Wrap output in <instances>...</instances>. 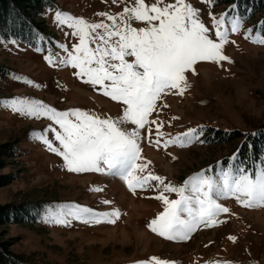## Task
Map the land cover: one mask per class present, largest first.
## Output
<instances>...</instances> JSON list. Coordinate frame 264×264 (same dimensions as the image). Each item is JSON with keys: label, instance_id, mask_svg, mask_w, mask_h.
Here are the masks:
<instances>
[{"label": "rangeland", "instance_id": "obj_1", "mask_svg": "<svg viewBox=\"0 0 264 264\" xmlns=\"http://www.w3.org/2000/svg\"><path fill=\"white\" fill-rule=\"evenodd\" d=\"M174 2L164 0L165 4ZM186 2L199 9L200 19L212 29L213 39L212 16H239L242 26L236 33L229 32V42L223 47L229 60L198 62L194 71L185 73L187 88L183 95L177 90L162 94L149 116L150 121L162 123L161 141L191 128L198 130V138L186 146L170 144L165 149L162 144L157 147L149 142L147 129H152L151 139L155 140L156 124L141 130L140 162H151L141 175L151 172L176 187L201 171L217 177L221 169L235 167L231 158L244 135L231 134L246 133L264 124V44L245 38L248 29L252 36L264 35L260 29L262 16L245 11L243 0ZM131 5L132 0H52L43 16L46 36L37 44L18 39L0 42V66L6 70L0 74V147L14 142L16 148L14 156H4L6 166L0 167V175H16L9 184L0 186V205L43 202L35 222L1 225L0 242L12 243L9 249L21 255L25 264H137L151 257L175 264H264V207L246 208L235 198L216 197L230 210L216 217L217 223L211 227L201 224L187 240L165 239L148 227L164 209L155 198L162 191L158 182L152 181L151 187L133 193L119 177L68 171L62 158L34 136L49 125L58 126L46 117L23 116L8 106L12 100L27 98L58 111L80 109L113 119L122 115L121 103L77 77L74 73L78 69L60 63L79 38L72 35V28L59 24L55 14L59 11L89 23H111L98 14L114 15ZM226 25L230 28L227 21ZM132 26L139 29L147 25L134 21ZM49 56L54 61L51 64L46 59ZM126 59L131 62L134 57ZM122 127L131 131L134 126ZM48 137L58 146L52 133ZM96 187L102 191L91 190ZM165 195L170 200L178 199L176 193ZM105 200L111 203H103ZM65 205H79L98 213L119 209L120 216L115 223H84L71 217L68 225L46 222L50 214Z\"/></svg>", "mask_w": 264, "mask_h": 264}, {"label": "snow or ice", "instance_id": "obj_2", "mask_svg": "<svg viewBox=\"0 0 264 264\" xmlns=\"http://www.w3.org/2000/svg\"><path fill=\"white\" fill-rule=\"evenodd\" d=\"M204 2L211 4L214 0ZM235 7L232 6L233 10ZM98 15L111 23H89L83 18L56 12V21L72 28V35L79 38V43L73 45V50L60 63L78 69L74 73L77 77L98 86L104 96L121 103L122 115L116 119L102 118L80 109L58 111L27 98L12 100L8 106L14 112L38 119L46 117L58 126L57 129L49 125L43 132L34 133L35 138L50 152L60 156L63 166L70 172L116 176L133 193L137 189L151 187L152 181L158 182L157 187L162 186V191L155 198L164 204V209L148 227L168 240H187L201 224L211 227L217 223L216 217L230 210L218 203L216 197L235 198L246 208L264 207V161L254 170L229 165L221 169L217 177L201 171L185 180L180 187L165 183L163 177L151 172L141 175L151 163L140 162L143 160L141 130L147 125L156 124L155 140L151 139L152 129L147 131L149 142L157 147L161 144L165 149L170 144L183 147L198 138V130L191 128L161 141L164 135L160 131L162 123L150 121L149 116L155 111L162 94L177 90L183 95L187 88L185 73L194 71L198 62L229 60L223 54V47L229 42V32L240 30L242 18L228 13H222L219 18L212 16L213 39L212 29L200 19L199 9L186 0L168 4L164 0H156L152 4L145 0H132V5L124 7L120 13ZM134 21L145 22L147 26L137 29L132 26ZM251 33L252 30L248 29L245 38L264 44V35L252 36ZM61 47L67 51L64 45ZM126 57L134 59L130 62ZM46 59L50 64L54 62L51 56ZM124 125L134 127L129 131L122 127ZM48 133L54 135L58 146L49 139ZM231 159L235 161L237 154ZM91 190L102 191L99 187ZM165 193H176L178 199L170 200ZM103 203L111 202L105 200ZM119 216V209L98 213L79 205H65L60 211L50 214L46 222L68 225L71 217L84 223H100L102 220L115 223ZM137 264L175 262L151 257Z\"/></svg>", "mask_w": 264, "mask_h": 264}, {"label": "trees", "instance_id": "obj_3", "mask_svg": "<svg viewBox=\"0 0 264 264\" xmlns=\"http://www.w3.org/2000/svg\"><path fill=\"white\" fill-rule=\"evenodd\" d=\"M52 0H0V42L18 39L29 45H35L46 36L45 21L43 19L47 5ZM246 10L262 16L260 29L264 34V0H243ZM250 6V8H249ZM249 8V9H248ZM0 66V74L5 72ZM232 136L244 135L242 142L236 148L237 159L235 167L254 170L264 161V124L252 131L243 133L233 132ZM14 142L0 147V167H5L4 156H14L16 148ZM228 159H225V162ZM15 174L0 175V186L9 184ZM43 202L6 203L0 205V226L8 223H32L37 220ZM12 243L0 242V264H25L21 255L14 253L9 247Z\"/></svg>", "mask_w": 264, "mask_h": 264}]
</instances>
